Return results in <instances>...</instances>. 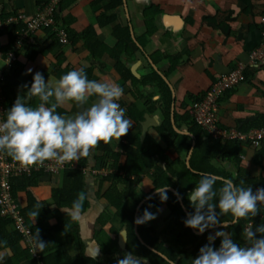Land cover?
<instances>
[{"label":"crops","instance_id":"0c3cea01","mask_svg":"<svg viewBox=\"0 0 264 264\" xmlns=\"http://www.w3.org/2000/svg\"><path fill=\"white\" fill-rule=\"evenodd\" d=\"M48 1L0 0V19L6 21L19 13L27 17L33 16L37 8ZM122 3V6L108 10L111 0H100V2L60 0L59 8L61 4L63 5L60 17L66 31L75 35L93 26L98 40L109 48L118 43L114 34L116 26H128L132 39L129 46L133 54H126L122 60L130 69L132 79L122 78L116 70V60L107 53L98 57L91 56L81 40L62 45L54 40L50 31H39L30 39L21 40L19 46L16 31L21 27L10 24L6 32L0 34V51L3 54L0 71L4 78L3 95L8 104L6 108L9 109L13 105L18 95L33 107L39 103L37 98H29L27 90L20 87L23 84H28L30 87L32 76L36 71L41 72L46 81L47 79L55 81L70 70L90 69V80L114 81L123 89V95L118 103L126 105L129 109L134 105L138 112L143 114L140 121L141 141H144L147 135L151 136L163 150H167L166 155L169 156L170 161L180 157L185 160L189 168V159L195 147V136L189 132V126L181 118L178 122L181 127H177L175 115L190 116L191 104L202 99L222 74L242 63L246 65L244 80L221 98L217 112L218 125L221 128H237L242 131L264 126V66L255 70L247 64L249 53L260 43L258 18L264 12V0H123ZM106 16L115 17L108 23ZM9 54L14 55V60L10 63L7 62ZM29 68L33 72L26 74ZM152 71H156L171 91L173 128L179 134L191 137L192 146L189 152H183L181 155L170 154L168 145L163 142L157 131L158 126L163 122L160 109L162 89L158 90L155 85L140 83V80L150 75ZM94 99V97L90 98L89 104L84 107H88ZM58 109L60 110L58 112L65 116H73L81 110L71 102ZM145 122L149 127L143 135ZM132 123L127 135L121 137L119 141L113 139L109 143V147L114 152H122L121 145L127 142L128 136L139 134L135 122ZM229 144L231 157L213 160L212 165L221 167L232 175L242 169L245 179L249 182L247 186H252L254 191L258 187H264V145L253 148L235 142ZM99 146L100 144L92 150V155L88 158V167L84 169H104L99 160L105 151L99 149ZM161 160L154 168L144 166L141 175H138L140 177L133 175L132 179L135 180L136 177L139 181L136 193H154L155 174H163L167 168V163ZM122 161L125 162V157ZM62 166L63 168L56 174L39 170L38 172L42 173L37 179L36 186L26 192L16 193L13 197L29 228L38 226L42 222L41 215L28 200L27 192L43 209V211L40 209L42 213L51 216L43 224L45 229L56 225L54 215L58 210L71 214L72 209L59 208L56 201L59 191L65 185L64 171L75 169V163H65ZM120 174L125 176V172ZM84 175L85 193L78 196L81 203L80 216L71 223L69 231L73 229V233L66 235L63 247L68 255L76 256L81 249L79 241L86 252L99 246L100 255L97 260L116 264L117 259L128 252L120 245L121 231L117 250L113 254L109 253V247L99 236L102 229L99 218L104 212L112 215L110 220L112 225L121 226L116 215L110 213L113 208L108 204L105 196L116 182L114 179L104 180L101 176H94L88 172H84ZM20 178L22 177L12 179L11 183ZM118 188L127 194L130 190L124 183L118 184ZM145 198L142 200L143 203L146 201ZM125 205L136 210L139 206L130 196L126 198ZM149 211L157 214L155 220L145 223L149 233L158 237L163 245L170 246L175 251L181 249V257L191 261L192 258L187 257L183 252L190 249V246L180 247L177 240L178 231L166 226L169 209L165 202L158 200ZM255 218H257L255 226L264 224V211L261 209ZM116 219L119 221L118 224ZM9 230L12 231L13 228L10 226ZM22 241L24 243L23 239ZM41 259L42 257L40 262ZM146 261L150 264L148 259ZM20 264H31V262L23 259Z\"/></svg>","mask_w":264,"mask_h":264},{"label":"trees","instance_id":"16d2710c","mask_svg":"<svg viewBox=\"0 0 264 264\" xmlns=\"http://www.w3.org/2000/svg\"><path fill=\"white\" fill-rule=\"evenodd\" d=\"M102 1V0H101ZM95 2H100V0H95ZM123 0H111V5L107 8L108 10L116 9L123 5ZM63 5H58V10L56 12V19L62 25L60 13ZM105 14V13H104ZM104 17V15H102ZM113 17H107L108 23L112 21ZM117 17V15H116ZM101 23V22H100ZM66 30V29H65ZM68 40L72 44L81 40L84 47L93 57H98L103 53H107L112 58L116 60V70L122 76L124 80L132 79L133 76L124 64L122 58L126 54L132 55L133 51L129 46L131 39L130 28L128 26H116L114 29V34L118 39L117 45L112 48L107 47L105 44L101 43L92 27H87L79 35H75L73 32L67 30ZM54 40V34L52 33ZM88 78L90 79L91 70L84 69ZM140 83L143 85L151 84L155 85V88L161 90L163 97L160 101V109L163 115V122L158 126L157 131L162 138L163 142L168 145V150L170 154L181 155L183 152H189L192 146V139L187 135H182L176 132L173 128L171 120V110H172V94L165 83V81L156 73L152 71L150 75L142 78ZM165 90V91H163ZM6 111V100L4 102ZM122 108L126 105L121 104ZM129 109V108H128ZM151 110V109H150ZM60 111L57 109V112ZM60 113V112H58ZM127 119L131 122H135L136 127L139 129V134L136 136H128L127 142L121 145L122 152H114L109 144H104L100 142L99 149L104 150L105 154L100 158L99 161L102 162V167L107 170H114V172L107 174L106 176H101L104 180L114 179L116 184L112 186L106 193V199L108 204L115 209L114 214L119 219L121 226L117 227L110 223L112 215L108 212H104L99 218V223L102 225V229L99 232L101 240L109 247V253L113 254L118 247L119 234L124 236L122 240V247L126 248L128 252H132L134 255L139 257H144L148 259L150 264H170V262L158 254L154 249H158L160 252L165 254L170 260L176 262L177 264H191V261L187 260L185 257H181V249L175 251L170 246L163 245L158 237H154L146 229L145 224L138 226V233L135 229L134 219L136 218V209H130L125 205V200L128 196L132 197L136 205H138L145 197L150 193H136L137 185L139 181L132 179L133 175H141L142 168L144 166L155 167L158 165L159 161L167 163V168L164 170L163 174H155V189L166 187H172L176 190L182 197V202L187 209V211H194L187 199V194L192 190L193 187L201 179V174L211 173L218 175L223 178H228L233 180L238 186L243 182V186L246 187L249 183L244 177V171L242 169L238 170L235 175L223 170L221 167H215L212 165V161L222 158L231 157V149L229 147V142H221L213 140L208 137L202 129L193 121L190 116H179L175 115L176 125L178 128L179 118L186 121L187 126H189V132L195 136V147L189 159V168L186 165L185 160L180 157L173 161H170L169 156L166 155L167 150H163L162 147L154 140L151 136L147 135L144 141H141V126L140 121L143 118V114L138 112V109L134 105L130 107L129 112L125 113ZM6 118V113H5ZM260 127V126H259ZM151 152V154H149ZM11 158L10 156H8ZM125 157V162L121 160ZM97 160V159H96ZM75 169H68L64 171V187L59 191L57 196V207L72 209L74 201L78 200V196L84 192V168L88 167V158H81L78 162H75ZM91 169V168H90ZM95 170V169H91ZM120 172H125V176L121 175ZM42 172H33L29 177H22L16 179L11 183V194L12 197L16 193L26 192L30 188L36 186L38 177ZM91 174V172H88ZM93 175V174H91ZM126 184L130 190L127 193L121 192L118 188V184ZM221 185L219 182L215 185L219 188ZM154 189V190H155ZM28 195V200L33 203L34 208L41 215L42 224L38 226H31V231L33 237L35 234L39 233V238L47 243V246L40 251L41 261L43 264H109V262L101 261L97 259H90L86 254L85 247L79 241L81 249L76 256H70L63 247L64 238L68 234H72L70 229L71 223L75 221L72 219L71 214L68 212L57 211L54 215L56 218V225L50 229H45L44 223L50 218V215H44L42 213L43 209L38 205L37 202L32 198L31 194ZM169 199L165 202L169 209L168 220L166 226L169 229L177 230V240L180 247L184 245H189L190 249L184 250V254L187 257L195 258L198 255L199 249L208 243L207 237L209 232L215 231H226L230 233L234 242L243 244V229L248 226L250 220H253L255 225L257 218H242L239 224L231 225L220 229L219 227L215 229L206 230L204 234L198 235L196 232L192 231L191 228H186L184 226V219L186 213L183 210L177 197L173 195V191H168L167 193ZM159 199L158 196H153L152 200H146L140 206L139 215L142 214L145 208H148L149 204H155ZM42 211H41V210ZM150 209V208H149ZM217 212L219 210L217 209ZM24 216L26 214L22 212ZM221 221H229L231 219L230 214L227 216H221ZM12 227V221L9 218L0 217V256H3V260H0V264H20L21 260H30L31 264H37L35 259L31 258V254L28 252L27 246L23 243L22 237L19 233L9 230ZM141 238L145 243L141 241ZM121 243V240H120ZM220 238H217L214 242L215 247H219ZM154 248V249H153ZM183 250V249H182Z\"/></svg>","mask_w":264,"mask_h":264},{"label":"clouds","instance_id":"9594fccd","mask_svg":"<svg viewBox=\"0 0 264 264\" xmlns=\"http://www.w3.org/2000/svg\"><path fill=\"white\" fill-rule=\"evenodd\" d=\"M32 72L29 68L26 74ZM20 87L27 90L29 98L35 97L39 103L33 107L21 95L17 96L6 111V118L0 121V152H6L22 167L43 165L45 161L63 165L89 158L100 142L109 144L113 139L119 141L133 125L125 116L126 109L118 103L123 89L112 80H90L83 68L70 70L55 81H46L44 75L36 71L30 87L28 84ZM93 97L95 99L91 104L84 107ZM70 102L81 110L73 116L57 112L58 108ZM217 182L221 185L219 188L215 187ZM170 190L168 185L157 188L145 199L152 200L153 196H158L162 203L166 202ZM173 195L182 202L178 192H173ZM187 199L194 211L186 213L184 226L200 235L209 229L239 224L242 218L256 217L264 206V187L254 191L252 186L244 187L243 182L238 186L231 179L203 173L187 194ZM151 207L153 205L149 204L134 219L136 225L157 218L156 213L149 211ZM80 210V201H74L72 219H79ZM229 214L231 219L222 222L220 217ZM217 238H220L218 248L214 246ZM34 239L36 251H42L47 246L39 238L38 231ZM242 239L244 243L240 244L234 242L228 232H210L208 243L199 249L191 264H264V224H249L243 229ZM86 254L95 260L100 255V247L89 249ZM116 264H147V261L132 252H125Z\"/></svg>","mask_w":264,"mask_h":264},{"label":"built area","instance_id":"2783aa9c","mask_svg":"<svg viewBox=\"0 0 264 264\" xmlns=\"http://www.w3.org/2000/svg\"><path fill=\"white\" fill-rule=\"evenodd\" d=\"M60 0H49L41 4L33 16L27 17L23 13L17 16H11L6 21L0 19V34H4L10 24L20 25L16 31L18 45L23 39H30L33 34L39 31H50L57 41L62 45H69L68 33L65 28L57 21L56 12ZM260 25V43L249 53L248 65L250 68L259 70L264 66V12L259 16ZM3 54L0 51V60ZM14 60V55H8L7 62ZM245 64L239 63L234 68L222 74L211 88L205 93L203 98L194 101L189 108V115L193 121L210 138L221 142H235L239 145L258 148L264 145V126L254 127L253 129L242 131L237 128H221L218 125V107L221 98L226 92L232 90L236 85L244 80ZM4 78L0 71V121L5 119V97L3 93ZM129 112L128 107H125ZM63 166L54 161H45L43 165L22 167L17 162L9 158L6 152H0V215L9 218L12 221V228L19 233L26 243L27 249L32 258L40 262V252L36 251L35 239L30 231L27 221L22 216L20 210L14 203L11 194V180L17 177H29L33 172L43 170L45 173L56 174ZM103 170V169H102ZM104 171V170H103ZM93 175L99 174L101 170H87ZM264 211V206H261ZM249 224H253L250 220Z\"/></svg>","mask_w":264,"mask_h":264},{"label":"water","instance_id":"95a60500","mask_svg":"<svg viewBox=\"0 0 264 264\" xmlns=\"http://www.w3.org/2000/svg\"><path fill=\"white\" fill-rule=\"evenodd\" d=\"M148 127H149L148 124L145 122V123L143 124V128H144L143 135L146 134V131H147ZM187 164H188V162H187ZM170 189H171V191L176 192V190L173 189L172 187H170ZM142 203H143V201H141V202L139 203V206H138V208H137V210H136V217L139 215L138 213H139V209H140V206L142 205ZM180 205L182 206V208H183V210L185 211V213H187L188 211H187V209L185 208L183 202H180ZM135 229H136V231H137V233H138V225H136V224H135ZM192 231H194V232L197 233V231L194 230V229H192ZM123 239H124V238H122V240H123ZM122 240H121L120 245H122ZM141 241H142L143 243H145L144 240H143L142 238H141ZM153 249H154V248H153ZM154 251H156L158 254H160L163 258L167 259V260L170 262V264H177L176 262L170 260L165 254H163L162 252H160L158 249H154Z\"/></svg>","mask_w":264,"mask_h":264},{"label":"rangeland","instance_id":"374dc122","mask_svg":"<svg viewBox=\"0 0 264 264\" xmlns=\"http://www.w3.org/2000/svg\"><path fill=\"white\" fill-rule=\"evenodd\" d=\"M87 170H91V169H87ZM98 170H101V172L99 174H101L102 176H106L107 174L114 172V170H107V169H103L104 170L103 171L101 168H99ZM114 212H115V209H112V211L110 213L114 215ZM118 222L119 221L116 219V224H118Z\"/></svg>","mask_w":264,"mask_h":264}]
</instances>
